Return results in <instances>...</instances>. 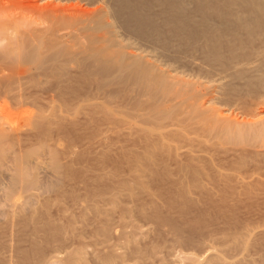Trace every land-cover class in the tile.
<instances>
[{"label":"rangeland","instance_id":"1","mask_svg":"<svg viewBox=\"0 0 264 264\" xmlns=\"http://www.w3.org/2000/svg\"><path fill=\"white\" fill-rule=\"evenodd\" d=\"M76 1L92 10L90 12L105 9L118 39L131 42L138 51H147L158 65L191 79V82L217 83L219 87L215 88L217 94L214 92L215 102L213 100L216 106L232 108L242 96L248 102L264 96V32L248 40L241 29L234 31V24L226 30V22H222V19L236 20L237 14L248 16L239 2L222 10L229 13L227 19L211 15L206 21V24L209 22L207 25L212 24L220 31L215 37L214 45L218 49L215 59L206 57L205 47H209V43L203 36L195 35L193 41L181 43L179 47H163L154 39L130 33L116 14V0ZM183 1L187 13H193L191 20L195 18V23H201L203 17L196 13L200 12L196 2ZM162 6L156 4L151 8L152 16L156 21L159 18L160 24L166 18ZM162 25L165 29L170 28L164 21ZM230 30L233 32H228ZM234 36L246 39L245 44L234 45ZM89 68V84L76 80L69 85L72 92L66 87L61 99L57 97L58 101L71 100L77 93L80 95L89 90V101L93 104L106 102L108 98L105 97L111 89L100 88L99 69L90 61ZM78 71L72 69L68 74L75 76ZM48 80L40 79L38 85H28L27 96L29 91L32 92L30 98L27 97L26 107L32 113L39 112L31 103L36 99L35 95L39 96L35 105L41 100L46 104L49 100L48 89L55 83ZM250 83L257 85L255 93H248ZM89 107L91 110L87 114H77L76 127H68L62 132V127L56 126L47 137V143L56 146L62 164L56 175L46 171L45 164L38 168L40 183L48 187L39 184V188L29 191L19 187L10 199L0 191V264H264L263 165V172L259 170V174L249 179L234 175L224 177V181L223 177H214L216 170L205 166L206 173L209 171L207 176L211 178L204 180L205 189L181 194L180 184L184 183L177 180L176 175V178L171 176L174 174L170 167V175L164 168L170 165L166 155L160 156L155 150L147 149V144L156 136L152 139L146 136V139L144 132L136 127L122 125L98 108ZM35 119L33 114L24 127L20 121L15 131L20 135L13 133V138L18 137L17 142L21 138L17 145L20 150L38 143L40 129L35 128ZM40 150L38 157L46 160L48 151ZM146 150L151 152L149 155H154L151 160L142 158L136 162L134 155L143 157L147 155ZM252 167L247 166L246 171L251 172ZM1 172L0 184L7 182L8 174Z\"/></svg>","mask_w":264,"mask_h":264},{"label":"bare ground","instance_id":"2","mask_svg":"<svg viewBox=\"0 0 264 264\" xmlns=\"http://www.w3.org/2000/svg\"><path fill=\"white\" fill-rule=\"evenodd\" d=\"M194 1L200 11L196 13L203 17L201 23H195V18L191 20L193 13H187L183 0H116L115 11L130 33L154 39L162 43L163 47H179L181 43L190 42L195 35L203 36L209 43V47H205L206 57L215 59L218 52L214 45L215 37L220 31L212 24L207 25L209 22L206 24V21L211 15L227 19L229 13L222 11L226 6L239 2L244 8L243 12L248 14L246 17L241 12L233 21L222 19V22H226V30L234 24V31L241 29L248 40L264 32V0ZM156 4L163 5L161 8L164 7L165 15L161 13L166 18L163 16L162 20L170 26L167 25L169 29L163 27V21L160 24L159 18L156 21L152 16L151 8ZM87 9L76 0H0V172L9 174V177L8 174L5 177L7 182L0 184V191L7 199L21 187L28 191L39 188L37 186L42 183L38 178V168L43 167L42 164L51 174L60 173L62 164L56 146L47 143V137L56 126H61L62 132H66L68 127H76L77 114H87L91 110L89 106L98 108L107 117L116 118L122 125L136 127L138 131L144 132L146 139V136L151 139L156 136L147 144V149L155 150L160 156L166 155L170 165L164 168L168 172L170 167L174 174L171 176H177L176 179L184 183L180 184L181 194L203 188L204 180L209 176L205 166L216 170L213 176L223 177V181L224 177L234 175L249 179L262 171L264 96L251 102L242 96L232 108L218 107L214 104L215 88L219 87L217 83L202 85L191 82V79L158 65L150 59L147 51L143 50L146 52L143 53L140 47L138 51L136 46H131V42L118 39L105 9L93 12ZM235 38L234 45L245 44L246 39L242 40L239 36ZM89 61L99 69L95 70L99 73L100 88L105 86L103 89H111V96L108 93L105 97L108 98L106 102H99L105 104L97 105L89 101V90L80 95L75 92L77 96L71 100L58 101L57 97L66 87L72 92L70 86L76 80L89 84ZM72 69L80 72L71 76L68 73ZM40 79L53 80L55 86H49L48 89L49 84L44 81L50 91L49 100L45 104L38 99L41 101L35 105L39 97L35 95L36 99H32L35 103L31 102V105L37 107L39 112L32 113L26 107L27 97L30 98L32 92L29 91L30 95L27 96L28 85H38ZM256 86L250 83L251 91L248 93L254 92ZM97 92L100 93V90ZM31 114L36 116L35 128L40 129L38 143L35 142L36 146L30 145L27 150H20L17 145L21 138L17 142L18 137L13 138V133L20 121H23V127L27 124ZM18 135L16 133L15 136ZM145 138L146 142L149 141ZM40 149L48 151L46 160L38 157ZM146 151L147 155L143 157L134 153L135 161L142 158L151 160L154 155ZM225 158L228 160L224 161ZM249 165L254 166L251 172L246 171Z\"/></svg>","mask_w":264,"mask_h":264}]
</instances>
